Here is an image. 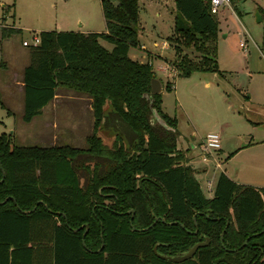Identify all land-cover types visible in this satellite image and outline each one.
Wrapping results in <instances>:
<instances>
[{
	"label": "trees",
	"instance_id": "trees-1",
	"mask_svg": "<svg viewBox=\"0 0 264 264\" xmlns=\"http://www.w3.org/2000/svg\"><path fill=\"white\" fill-rule=\"evenodd\" d=\"M138 1L100 0L103 33L41 31L29 47L23 120L64 88L90 99L93 126L86 148L23 146L0 134V264H264V187L220 172L212 196L204 195L177 147V119L151 93L153 59L129 56L140 43ZM174 5L175 77L221 75L209 0ZM21 32L0 27V46ZM206 238L190 259L158 256L181 255Z\"/></svg>",
	"mask_w": 264,
	"mask_h": 264
},
{
	"label": "rangeland",
	"instance_id": "rangeland-1",
	"mask_svg": "<svg viewBox=\"0 0 264 264\" xmlns=\"http://www.w3.org/2000/svg\"><path fill=\"white\" fill-rule=\"evenodd\" d=\"M233 2L220 7L215 14L221 75L196 72L189 77H175V74L171 78L162 70L174 57L170 39L176 16L174 0L138 1L139 40L145 47L139 43L134 49L136 54L149 53L162 89L167 80L174 83V89L164 88L161 93V105L167 115L177 119L178 128L186 137H179V148L187 149L192 141L201 142L207 133H219L223 150L219 160L221 170L224 167L231 173L237 170L246 173L242 176L244 180L264 184V61L259 59L264 37L262 25L255 21L254 15L256 9L264 10V0ZM11 25L22 32L4 40L0 46V134H13L15 144L23 146L66 144L86 148L85 138L92 131L93 114L85 101L76 100L72 90L58 88V97L30 122H25L19 82L24 67L30 63L29 47L34 34L64 29L105 31L100 0H0V27ZM242 39H247L245 50L239 46ZM23 41L29 45L24 46ZM100 43L107 49L112 48L105 40ZM162 44L166 48H161ZM184 52L196 56L192 48H184ZM248 120L259 124H250ZM104 140L109 142L107 137ZM252 140L258 143L240 151L225 165L227 153ZM198 153L199 149L190 153L197 167L201 165ZM208 166L206 175L196 173L207 197L212 195L214 179L220 173L214 162H208Z\"/></svg>",
	"mask_w": 264,
	"mask_h": 264
},
{
	"label": "crops",
	"instance_id": "crops-1",
	"mask_svg": "<svg viewBox=\"0 0 264 264\" xmlns=\"http://www.w3.org/2000/svg\"><path fill=\"white\" fill-rule=\"evenodd\" d=\"M57 31H70V30H57ZM71 31H75V30H71ZM77 32H82V33H89V31H82V30H76ZM105 32V31H104ZM244 32L247 34V32H246V30L244 29ZM245 35V34H244ZM248 35V34H247ZM248 37L250 38V39H252L251 37H250V35H248ZM241 42H243L244 43V47H241L240 46V44H239V46L242 48V49H246L248 46H247V39H245V40H241ZM240 42V43H241ZM140 44H141V42H140ZM141 47H145L143 44H141ZM142 49V48H141ZM259 49H260V47H259ZM144 53H145V55H144ZM138 54H141V55H138ZM138 54H136L135 53V49L134 48H132V54H130L129 53V56L132 58V59H136L137 60V58H138V60H139V57L140 58H145V59H141V60H139V61H145L146 59H147V57H148V55H149V53H147L146 51L144 52V51H142L141 53H138ZM145 56V57H144ZM150 56V55H149ZM259 59H261V56L259 55ZM213 74H217V73H213ZM19 85L22 87V91H23V83H22V80L19 82ZM60 89H64V88H60ZM174 89V88H173ZM163 90H164V88L162 89V91H161V93L163 92ZM75 94H76V100H79V101H85V105H86V107H88L89 109H91V105H90V99L86 96V95H83V94H79V93H76L75 92ZM83 96H85V97H83ZM58 97V94H57V90H56V94H55V96L53 97V99L52 100H54V99H56ZM51 100V101H52ZM162 110H163V107H162ZM92 111V110H91ZM164 111V110H163ZM248 122L250 123V124H259V123H257V122H252L251 120H248ZM76 125V122H73V126H75ZM177 131H178V133H179V136H178V139H179V137H184V138H186L184 135H183V133L180 131V129L178 128V122H177ZM89 135V134H88ZM258 142H256V141H254V140H252V141H250V142H248L245 146H240L239 148H237L236 150H234L233 152H230V153H227V156H226V158H225V160H224V163H225V165H228V162H230V161H232V160H234V158L236 157V156H238V154L240 153V151H242V150H244V149H246V148H248V147H252V146H254V145H256ZM199 144H200V142H198V141H196V142H194V141H192L191 143H190V146L186 149V148H179V146H178V142H177V147H178V149H180V150H182V151H186L187 152V156H189V164L195 169V175H196V173H204V175H206L207 173H208V168H209V166H208V162H214L215 163V167L216 168H218L219 169V171L220 172H224L230 179H232L234 182H236V183H238V184H243V185H250V186H253V187H256V188H262V187H264V184H257V183H251V182H248L247 180H244V176L243 175H246V173H245V171H244V173L245 174H243V172H240V171H237V170H232V173L231 172H229L228 171V168H226V167H224L222 170H221V164H220V162H219V160L221 159V154H222V152H223V150H222V147L213 155V159H210V160H208L207 162H203L202 161V159H201V153H200V150H199V153L197 154L198 155V157H199V161H200V166L199 167H197V166H195L194 164H193V160H192V156L190 155V153H192V152H194L195 150H197V152H198V149H199ZM190 150V151H189ZM189 151V152H188ZM219 175V174H218ZM243 176V177H242ZM218 177V176H217ZM217 177L214 179L215 181H214V186H215V183H216V180H217ZM207 184H208V186H209V188H210V186H211V181L210 180H208L207 181ZM214 189V188H213ZM213 192V191H212ZM212 196V195H211ZM211 196H209V197H211ZM207 197V196H206Z\"/></svg>",
	"mask_w": 264,
	"mask_h": 264
},
{
	"label": "built area",
	"instance_id": "built-area-1",
	"mask_svg": "<svg viewBox=\"0 0 264 264\" xmlns=\"http://www.w3.org/2000/svg\"><path fill=\"white\" fill-rule=\"evenodd\" d=\"M230 0H209L210 12L216 14L218 9L222 6H229ZM39 43V36L38 33L34 34L32 37V46H36ZM22 44L24 46H28L29 43L27 41H23ZM241 47H244V43H240ZM161 48H166L165 44H162ZM261 59L264 61V48L260 51ZM162 70L166 72V75L169 77H174L175 71L170 66L162 67ZM199 150L201 153V159L203 162H207L210 159H213V155L221 148V137L219 133H207L202 139L199 144Z\"/></svg>",
	"mask_w": 264,
	"mask_h": 264
},
{
	"label": "water",
	"instance_id": "water-1",
	"mask_svg": "<svg viewBox=\"0 0 264 264\" xmlns=\"http://www.w3.org/2000/svg\"><path fill=\"white\" fill-rule=\"evenodd\" d=\"M255 21L258 23H261L262 17L261 14L259 13L258 9L255 10ZM150 90L151 93L153 94H157V93H161L162 91V86H161V82L159 81V79L156 76H153L150 82ZM133 216V211H132V215ZM196 225V223H195ZM264 231V229L262 230V232ZM197 232V229L196 231ZM222 238V235H221ZM247 240L244 241V243L242 244V246L246 245ZM208 244V238H206L204 241H200L195 243L188 251H186L185 253L181 254V255H176V256H164V255H158L160 258L166 259L168 261L171 262H182L184 260L190 259L193 257L194 253L196 252V250L201 247V246H206ZM102 248V246H101Z\"/></svg>",
	"mask_w": 264,
	"mask_h": 264
}]
</instances>
